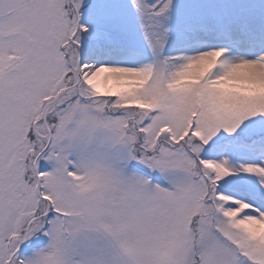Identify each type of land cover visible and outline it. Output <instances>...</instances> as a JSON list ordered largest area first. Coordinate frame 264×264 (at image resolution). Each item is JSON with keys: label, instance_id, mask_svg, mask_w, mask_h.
<instances>
[{"label": "snow or ice", "instance_id": "snow-or-ice-1", "mask_svg": "<svg viewBox=\"0 0 264 264\" xmlns=\"http://www.w3.org/2000/svg\"><path fill=\"white\" fill-rule=\"evenodd\" d=\"M0 264H264V0H0Z\"/></svg>", "mask_w": 264, "mask_h": 264}]
</instances>
